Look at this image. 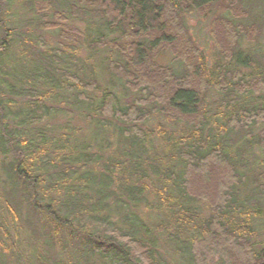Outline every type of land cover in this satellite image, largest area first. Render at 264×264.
Returning <instances> with one entry per match:
<instances>
[{
    "label": "trees",
    "instance_id": "16d2710c",
    "mask_svg": "<svg viewBox=\"0 0 264 264\" xmlns=\"http://www.w3.org/2000/svg\"><path fill=\"white\" fill-rule=\"evenodd\" d=\"M72 1L68 6L76 17L102 21L109 30L120 32L118 41H101L98 46L116 54L107 72L119 83L123 101L106 90L96 103L80 98L83 89L89 93L96 89L95 81L85 84L72 73L59 49L34 53L22 89L7 85L11 98L24 99L15 111L16 103L10 99L0 104V157L9 159L6 165L1 162L8 191L0 197V242L8 246V254L17 261L15 240L6 239L10 228L17 233L20 227L23 232L24 223L31 227L21 214L25 205L54 233L81 237L83 257L92 256L102 264H166L157 237L149 236L147 226L131 210L153 189L154 205L166 222L157 230L187 257V264H264V245L255 249L251 242L253 219L260 215V191L256 186L250 196H240L238 189L245 180L239 168L245 150L235 144L238 134L251 139L257 130V145L264 151V104L245 102L264 93V79L247 78L240 69L227 67L240 39L251 42L257 33L255 23H242V0ZM19 2L37 28L58 30L74 51L79 33L66 25L58 0ZM213 5L229 16L211 20L209 33L224 61L211 69L190 36L184 15L193 11L203 16ZM50 14L53 20H48ZM4 22L0 19V24ZM1 28L0 49L5 50L11 31L5 25ZM162 53L170 55L172 65L157 62ZM37 86L51 90L38 92ZM57 90L72 93L80 111L94 114L98 132L113 123L119 137L114 153L92 154L91 143L70 134L66 123L55 135L35 127L54 113L48 102L69 99ZM210 91L219 95L214 111L207 101ZM155 116L181 124L187 132L168 136L157 125L156 147L144 127ZM5 120L12 122V131ZM148 146H153V159ZM201 204L209 209L207 217L200 215ZM4 259L0 254V264H7Z\"/></svg>",
    "mask_w": 264,
    "mask_h": 264
},
{
    "label": "rangeland",
    "instance_id": "374dc122",
    "mask_svg": "<svg viewBox=\"0 0 264 264\" xmlns=\"http://www.w3.org/2000/svg\"><path fill=\"white\" fill-rule=\"evenodd\" d=\"M242 2L245 11L242 23L244 25L255 23L257 33L251 42H248L244 37L240 39L236 48V56L230 64H227V67L240 69L247 78L262 77L264 79V0H242ZM58 3L59 11L68 20L66 25L79 33L77 42H73L74 51L69 50L68 46L71 45V42L59 37L58 30L41 31L37 28L36 24L33 23L34 17L22 8L19 0H0V19L5 21L4 24H0V38L3 36L1 28L3 25L11 31L10 37L7 38L9 48L0 49V84H4L0 86V104H5L10 99L16 103L12 107L14 111L21 107L20 105H23L24 99L11 98L9 96L10 87L7 85L11 86L12 89L14 88V90L22 89L26 84L25 77L28 76L33 67L31 60L34 53L49 49H59L60 52L65 53H61L64 55L61 58L64 61H70L71 72L77 74L79 79L85 84H91L94 79L96 89H89L92 93L83 89L81 91L82 95L79 96L80 98L86 97L96 103L101 99L102 91L106 90L115 93L123 101L124 95L119 83L112 79L107 72L108 62L115 58L116 54L108 47L102 48L98 46L101 41L102 43L118 41L120 32L118 30H109L102 21L85 20L76 17L68 6L73 4L72 0H64L65 4L62 3V0H58ZM51 15H49L48 20H53ZM216 16L228 17L229 15L216 5L210 6L207 13L203 16L193 11L184 15L188 32L202 51L206 65L211 69L215 65L224 64L209 33L211 20ZM238 59L241 60V64L243 62L245 65L239 64ZM157 62L163 66L172 65L171 57L167 53L159 55ZM46 88L49 89L42 86L35 87L38 92H43ZM55 92L59 96H67L69 99L67 102L61 100L48 102L46 105L54 113H51L48 119L35 125V127L46 128L50 135L52 133L55 135L57 132L62 131L66 123L70 134L77 137L80 141L91 143L92 154L99 153L101 155L104 153L108 155L114 153L116 151L115 148L118 149L119 137L116 135L113 123H109L112 125L109 128H105L104 132H98L95 127L97 118L94 119V114L87 109L83 112L80 111L76 106L78 101L75 96H71L72 93L67 94V92H58V90ZM86 100L85 106L89 105V100ZM207 101L210 109L214 111L218 106L219 95L214 91H210ZM245 102L247 104H264V93L255 95ZM5 125H8L7 129L12 131L13 124L11 121L5 120ZM157 125H160L162 131L166 132L168 136L187 132L186 128L181 124H174L155 116L144 127L151 130V132L148 130L149 138L152 139V145L154 143L156 147L160 144L155 138L153 139L157 135L154 133ZM252 138L247 139L242 134H238V137L236 136L235 138V144L236 148L245 150L242 160L243 166L239 168L245 180L244 184L238 189L240 196H250L256 186L260 189H255L260 191V215L253 219L254 236L251 240L255 249H259L264 245V151H261L257 145V130L254 131ZM96 139L98 142L95 141ZM148 150L150 157L153 159V146H148ZM2 161L3 165H6L9 159L0 157V197L4 195L5 191H8V184L2 177L4 175L1 168ZM152 191L153 189L150 193H144L137 207H131V210L147 226L150 233L149 236L152 238L153 235L157 237L158 248L166 264H187V257L180 254L181 252L168 241L165 233L157 230L158 226L163 227L166 222L164 214L158 211L154 205ZM2 203L3 199L0 198V204ZM198 208L202 217L209 215V209L206 205H198ZM21 214L24 219L28 218L31 221V224H29L31 229L24 223L23 232H20L21 227L18 228L17 233L11 228L9 230L10 234L6 239L7 241L8 238L15 240L16 244L13 250L15 256L17 255V261L8 254V246H4L5 243L0 242V247L3 251H0V254L4 255V261L7 264H102L92 256H81V237L77 235L69 236L63 231L57 234L54 233L47 224H44L41 215L29 210L25 205L21 207ZM112 219L120 226L123 225L117 216L112 215ZM192 231L194 230H191V234L193 233ZM12 248H14L13 245Z\"/></svg>",
    "mask_w": 264,
    "mask_h": 264
}]
</instances>
